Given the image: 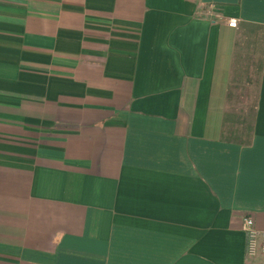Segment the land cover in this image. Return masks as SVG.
Wrapping results in <instances>:
<instances>
[{"label":"crops","instance_id":"obj_1","mask_svg":"<svg viewBox=\"0 0 264 264\" xmlns=\"http://www.w3.org/2000/svg\"><path fill=\"white\" fill-rule=\"evenodd\" d=\"M245 217L264 230V0H0V264H245Z\"/></svg>","mask_w":264,"mask_h":264},{"label":"rangeland","instance_id":"obj_2","mask_svg":"<svg viewBox=\"0 0 264 264\" xmlns=\"http://www.w3.org/2000/svg\"><path fill=\"white\" fill-rule=\"evenodd\" d=\"M245 35V36H244ZM239 42L240 55L235 59V67L233 71V97L229 102L230 112L241 110L243 108L242 103L239 100L241 94L248 97L247 106L251 107L256 99L257 87L255 84L246 86L247 74L250 73V77L253 82L258 78V71L262 56V42L261 37L263 32H251V28L245 31V34ZM246 88L243 93L242 90L236 89L237 87Z\"/></svg>","mask_w":264,"mask_h":264},{"label":"built area","instance_id":"obj_3","mask_svg":"<svg viewBox=\"0 0 264 264\" xmlns=\"http://www.w3.org/2000/svg\"><path fill=\"white\" fill-rule=\"evenodd\" d=\"M231 27H238V21L231 18L228 21ZM243 229L247 235L245 264H264V230H259L252 217H245Z\"/></svg>","mask_w":264,"mask_h":264}]
</instances>
